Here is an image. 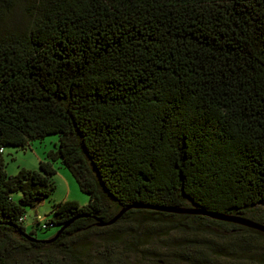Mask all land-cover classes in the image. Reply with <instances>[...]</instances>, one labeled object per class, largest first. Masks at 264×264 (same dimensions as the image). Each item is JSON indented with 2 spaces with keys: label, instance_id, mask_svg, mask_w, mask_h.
I'll list each match as a JSON object with an SVG mask.
<instances>
[{
  "label": "trees",
  "instance_id": "trees-1",
  "mask_svg": "<svg viewBox=\"0 0 264 264\" xmlns=\"http://www.w3.org/2000/svg\"><path fill=\"white\" fill-rule=\"evenodd\" d=\"M23 2L0 0V264H123L114 247L166 218L242 229L235 239L256 248L261 231L150 208L264 226V0H30L9 27ZM49 135L59 141L39 171L7 178L5 148ZM57 159L88 203L55 204L42 229L58 236L26 239L20 217L52 193ZM184 226L202 246L182 264H219L201 248L210 234Z\"/></svg>",
  "mask_w": 264,
  "mask_h": 264
},
{
  "label": "rangeland",
  "instance_id": "rangeland-1",
  "mask_svg": "<svg viewBox=\"0 0 264 264\" xmlns=\"http://www.w3.org/2000/svg\"><path fill=\"white\" fill-rule=\"evenodd\" d=\"M26 0V3H30ZM25 2L13 7L6 17L8 26H22L26 23L27 13L24 11ZM30 5V4H28ZM4 27V23L0 22V28ZM58 135H49L41 140L30 141L25 148L7 147L3 151L4 170L7 178L18 173L19 170L39 171V161L47 160V153L55 151L58 144ZM55 169V174L51 177L54 186L52 193L36 204L34 207H25L24 226L26 233H31L36 228V236L38 239H49L57 232L56 228L42 229V227H34L38 222L39 226L46 222L51 216L54 205L63 201H75L79 205L88 203L89 197L83 193L71 171L62 165L59 159L51 162ZM14 202L20 198L19 192L10 194ZM259 214L264 216V206L258 209ZM165 222L171 226L166 229H155L147 231L144 226L138 225L135 229V238L123 241L114 247V256L120 259L123 264H182L179 259L180 252L188 249L197 248L201 236L193 237L188 234V230L184 226L189 225L203 232V235L210 234L216 245L212 249L201 247L205 253L209 255V259L217 252V262L219 264H247L256 262L264 253V239L259 240L256 248L247 249L238 243L235 238L248 237V233L242 229H230L219 227L213 224L200 222L197 219L166 218ZM182 223L179 226L177 224ZM176 225V229L173 227ZM209 236V235H208ZM221 238V239H220ZM131 240L129 244L127 241ZM110 241L106 242L109 243ZM124 244V245H122ZM126 245V246H125ZM93 248H96L93 247ZM107 254L108 248H97L91 253L92 257H98L97 251ZM249 250V251H246ZM249 258H253L252 261ZM260 262V261H259ZM216 263V262H215ZM259 264V263H256Z\"/></svg>",
  "mask_w": 264,
  "mask_h": 264
},
{
  "label": "water",
  "instance_id": "water-1",
  "mask_svg": "<svg viewBox=\"0 0 264 264\" xmlns=\"http://www.w3.org/2000/svg\"><path fill=\"white\" fill-rule=\"evenodd\" d=\"M150 209H154V210H158V211H163V212H168V213H178V214H197V215H205L214 219H218V220H222V221H227V222H232V223H236L245 227H249L258 231H261L264 233V226L257 224L249 219L246 218H241V217H235V216H227V215H221V214H211V213H207L201 210H196L193 208H172V207H166V208H162V207H151ZM125 211V209L119 211L110 221H108L106 224H112L114 223L121 215L122 213ZM98 226H102L105 225L103 223H97ZM62 229H59L56 233V235L53 238L50 239H46L43 240V242H51L52 240H54L58 234L61 232ZM24 237L26 239L32 240V241H36V239L34 238V234L30 235L28 233L24 234Z\"/></svg>",
  "mask_w": 264,
  "mask_h": 264
},
{
  "label": "built area",
  "instance_id": "built-area-1",
  "mask_svg": "<svg viewBox=\"0 0 264 264\" xmlns=\"http://www.w3.org/2000/svg\"><path fill=\"white\" fill-rule=\"evenodd\" d=\"M24 218H25V216H21V217H20V220L23 221ZM41 227H45V225L42 224Z\"/></svg>",
  "mask_w": 264,
  "mask_h": 264
}]
</instances>
